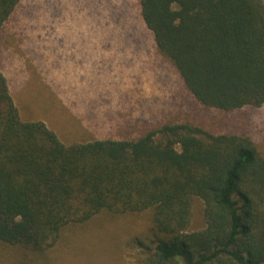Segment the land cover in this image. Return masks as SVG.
Here are the masks:
<instances>
[{
    "label": "trees",
    "instance_id": "obj_1",
    "mask_svg": "<svg viewBox=\"0 0 264 264\" xmlns=\"http://www.w3.org/2000/svg\"><path fill=\"white\" fill-rule=\"evenodd\" d=\"M20 1L0 0V28ZM138 3L195 105L231 113L264 104V0ZM200 118L65 145L20 118L0 71V241L41 255L66 227L151 211L150 237L136 238L143 264H264V158L247 134ZM193 198L204 228L189 232Z\"/></svg>",
    "mask_w": 264,
    "mask_h": 264
},
{
    "label": "rangeland",
    "instance_id": "obj_2",
    "mask_svg": "<svg viewBox=\"0 0 264 264\" xmlns=\"http://www.w3.org/2000/svg\"><path fill=\"white\" fill-rule=\"evenodd\" d=\"M0 71L20 118L65 145L202 117L215 131L247 134L264 158V104L231 113L195 105L158 54L138 0H21L0 28ZM203 210L193 198L189 232L204 228ZM151 226V211L100 214L66 227L41 255L0 241V264H143L136 238Z\"/></svg>",
    "mask_w": 264,
    "mask_h": 264
}]
</instances>
